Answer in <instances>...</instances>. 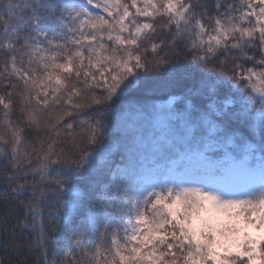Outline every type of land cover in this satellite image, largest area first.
I'll return each mask as SVG.
<instances>
[{"label": "snow or ice", "instance_id": "snow-or-ice-1", "mask_svg": "<svg viewBox=\"0 0 264 264\" xmlns=\"http://www.w3.org/2000/svg\"><path fill=\"white\" fill-rule=\"evenodd\" d=\"M0 185V264H264V0H0Z\"/></svg>", "mask_w": 264, "mask_h": 264}, {"label": "trees", "instance_id": "trees-1", "mask_svg": "<svg viewBox=\"0 0 264 264\" xmlns=\"http://www.w3.org/2000/svg\"><path fill=\"white\" fill-rule=\"evenodd\" d=\"M180 92H181V90L179 88H164V89H161L160 91L150 95L148 97V100L150 103L156 104L157 102H162V101L168 100L170 98V96H173V95L179 97ZM176 103H179V99H177ZM2 191H3V186L0 185V193H2ZM0 205L4 206L5 211H12L14 218H16V219L21 218L22 209L19 208L18 202L13 204L12 202L5 201L3 199V196L0 195ZM7 239H8V237L5 233V231L2 228H0V256H3L5 254L3 249L6 245ZM8 255L14 256L15 254L12 253L10 250Z\"/></svg>", "mask_w": 264, "mask_h": 264}, {"label": "rangeland", "instance_id": "rangeland-1", "mask_svg": "<svg viewBox=\"0 0 264 264\" xmlns=\"http://www.w3.org/2000/svg\"><path fill=\"white\" fill-rule=\"evenodd\" d=\"M170 99V98H169ZM168 99V100H169ZM168 100L162 101V102H157L156 104H164L165 102H167Z\"/></svg>", "mask_w": 264, "mask_h": 264}]
</instances>
